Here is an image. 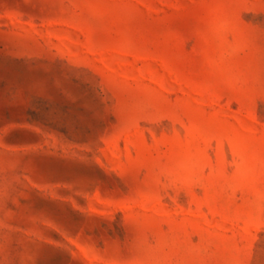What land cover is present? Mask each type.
I'll return each instance as SVG.
<instances>
[{"label":"rangeland","instance_id":"obj_1","mask_svg":"<svg viewBox=\"0 0 264 264\" xmlns=\"http://www.w3.org/2000/svg\"><path fill=\"white\" fill-rule=\"evenodd\" d=\"M0 264H264V0H0Z\"/></svg>","mask_w":264,"mask_h":264}]
</instances>
